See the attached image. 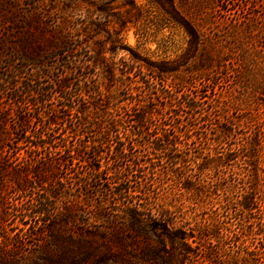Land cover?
<instances>
[{"label": "trees", "instance_id": "1", "mask_svg": "<svg viewBox=\"0 0 264 264\" xmlns=\"http://www.w3.org/2000/svg\"><path fill=\"white\" fill-rule=\"evenodd\" d=\"M116 1L0 0V264H264V54L217 85L252 26L212 34L216 0ZM129 23L187 48L151 61Z\"/></svg>", "mask_w": 264, "mask_h": 264}, {"label": "rangeland", "instance_id": "2", "mask_svg": "<svg viewBox=\"0 0 264 264\" xmlns=\"http://www.w3.org/2000/svg\"><path fill=\"white\" fill-rule=\"evenodd\" d=\"M216 2L219 7L215 12H213V16L210 22L211 26H209L208 28L210 31L212 30V34L213 32H215V30H217L220 31L218 32L220 36L228 35V33L226 34L227 29L230 26L235 25L237 28V32H240L239 35H242V31L252 26L254 38V44L249 43L248 39H244L242 41V46L237 51L232 49L239 58L240 56H243L242 58L244 59H238L237 56L235 59V56H231L230 60L226 59L227 61L225 63V67L221 66L219 68L217 85L218 89L222 90V93L224 95L223 97L226 98V96H231L233 94V88L235 86L233 71L228 67L226 68L227 64L229 66L230 64H234L240 70L239 72L245 76L246 74L254 75L255 70H253L252 68L249 69V66L247 65L248 60L255 59L260 56V54H264V0H249L248 3H243L242 0H239L238 2L235 0H216ZM139 3L143 5L146 3V0H139ZM114 8V11L117 12L124 11L128 7L125 6L122 1L117 0L114 3ZM248 21L251 25L247 24ZM142 22L143 23L139 24L145 25L147 23V19L143 18ZM139 24L136 23V25L133 26L132 23H129L127 25L129 29L124 33V41L127 46L132 48L140 56H143L151 61H173L178 59L185 52L187 48V38L185 37L186 35H184V33L178 27L174 25H168L166 28L157 29L154 26H152L151 28H144V26L141 27V25ZM138 25L140 26L139 29L137 28ZM96 42H98L97 39ZM105 48H108V45H106ZM209 50L216 55L219 54L217 52L216 46H213L212 44L210 45ZM221 54L222 56L223 54L226 55L227 50H225ZM104 56L105 58H109L111 55L109 53H105ZM128 57L129 55L127 52L120 51L117 52L114 61H118L120 58L128 59ZM57 65L58 63H54V66ZM187 69L189 68L187 67ZM263 71L264 70H261V72ZM224 72H227V76H229V79L225 77ZM259 81L261 84L264 80ZM259 88L262 90L261 85L259 86ZM262 101H264V98L262 100H259V102ZM243 104L248 106L247 103L245 104L243 102ZM256 107H259L257 111L259 113L258 124L260 126V129L263 130L264 106H256V104H251L249 106V108L253 109H256ZM233 109H231L230 113L235 115L238 111H234ZM253 113H255V111H253ZM200 131L202 130L194 132L193 135H197ZM193 152H195L194 155L198 154L197 149L193 150ZM206 163L212 164L210 161ZM193 171L195 174L199 173L197 167ZM210 173L211 175H214H209L208 177L213 179L216 176L217 172L212 169ZM241 173H243V166L236 162L233 168L228 167L226 171L223 172L222 177L224 180H226L225 184H229L231 183L232 177H236V175L239 176V174ZM174 179L175 177L172 178V182L171 180H168L167 183L174 184ZM177 192L179 193L180 197L181 191ZM174 193L177 194L176 192H173V194ZM183 194L184 195L182 196V199L186 196V193ZM230 195L232 197L235 195V189L231 191Z\"/></svg>", "mask_w": 264, "mask_h": 264}]
</instances>
